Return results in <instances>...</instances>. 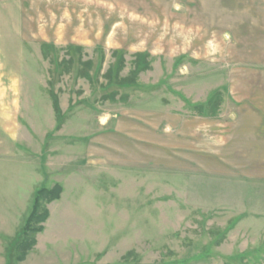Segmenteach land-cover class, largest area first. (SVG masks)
<instances>
[{
    "label": "rangeland",
    "instance_id": "1",
    "mask_svg": "<svg viewBox=\"0 0 264 264\" xmlns=\"http://www.w3.org/2000/svg\"><path fill=\"white\" fill-rule=\"evenodd\" d=\"M72 2L0 31V264H264V0Z\"/></svg>",
    "mask_w": 264,
    "mask_h": 264
},
{
    "label": "crops",
    "instance_id": "2",
    "mask_svg": "<svg viewBox=\"0 0 264 264\" xmlns=\"http://www.w3.org/2000/svg\"><path fill=\"white\" fill-rule=\"evenodd\" d=\"M4 1H15V3H5ZM42 1V2H41ZM82 1V0H81ZM85 11L90 13L92 16L102 15V9L98 11V8H102L104 0H83ZM46 4V6H45ZM73 6L72 0H0V31H35V9L48 8V10H58L61 15H66L70 13ZM100 6V7H99ZM79 7V6H78ZM15 8V12L13 11ZM77 8V7H76ZM75 8V9H76ZM89 15V14H88ZM11 17L15 20L13 23L15 27L7 28V18ZM9 18L10 20H12ZM56 22V20H54ZM56 24V23H55ZM58 24V23H57ZM61 30V27H52L51 31ZM8 58L6 56H0V81L6 80L8 75ZM7 88L2 86L0 82V144L2 143V138L4 139L9 135V124L8 122V102L6 99ZM259 123H250L247 120H240V126L251 130V133L255 137H263L262 132L259 129Z\"/></svg>",
    "mask_w": 264,
    "mask_h": 264
},
{
    "label": "trees",
    "instance_id": "3",
    "mask_svg": "<svg viewBox=\"0 0 264 264\" xmlns=\"http://www.w3.org/2000/svg\"><path fill=\"white\" fill-rule=\"evenodd\" d=\"M184 57L180 58V60H183ZM137 63H140L142 66V69L146 70L149 69L150 66L146 61V58L144 55H139L137 58ZM127 84L126 82L123 83V85ZM203 107H199V110H202ZM62 193V187L57 185L52 190L48 189H40L36 193L34 206L32 213L24 226L22 230V234L24 235V240L18 245V249L20 250V256L16 258L17 262H24L27 258L28 252L32 249V247L36 244V240L33 237L35 234L41 233L43 231V226L37 225L46 222V220L49 217V211L45 210L42 214H39V210L41 208V200L42 198L46 197V199L50 202H53L55 200H58L60 198V195ZM14 245L10 246L9 251L6 255V264H12V251H13Z\"/></svg>",
    "mask_w": 264,
    "mask_h": 264
}]
</instances>
